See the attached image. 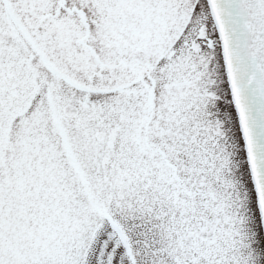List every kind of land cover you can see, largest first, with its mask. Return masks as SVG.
<instances>
[{
	"label": "snow or ice",
	"instance_id": "1",
	"mask_svg": "<svg viewBox=\"0 0 264 264\" xmlns=\"http://www.w3.org/2000/svg\"><path fill=\"white\" fill-rule=\"evenodd\" d=\"M0 264H264V0H0Z\"/></svg>",
	"mask_w": 264,
	"mask_h": 264
}]
</instances>
